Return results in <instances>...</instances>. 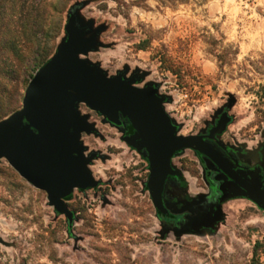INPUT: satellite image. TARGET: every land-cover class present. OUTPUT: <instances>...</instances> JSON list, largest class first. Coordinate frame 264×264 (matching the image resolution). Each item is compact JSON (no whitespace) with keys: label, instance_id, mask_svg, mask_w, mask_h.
<instances>
[{"label":"rangeland","instance_id":"1","mask_svg":"<svg viewBox=\"0 0 264 264\" xmlns=\"http://www.w3.org/2000/svg\"><path fill=\"white\" fill-rule=\"evenodd\" d=\"M80 1H87L80 14L104 25L98 40L108 45L86 57L109 75L124 66L147 72L144 83L168 95L183 133L233 97L230 134L250 145L264 140V0H3L0 120L22 107ZM79 110L99 132L84 135V144L107 155L90 169L113 182L108 202L88 191L69 231L46 193L0 159V264H264V211L244 200L223 204L212 233L161 237L141 157L89 109Z\"/></svg>","mask_w":264,"mask_h":264},{"label":"water","instance_id":"2","mask_svg":"<svg viewBox=\"0 0 264 264\" xmlns=\"http://www.w3.org/2000/svg\"><path fill=\"white\" fill-rule=\"evenodd\" d=\"M86 3L80 1L70 7L64 36L31 79L22 107L0 120V159L45 192L49 205L69 221L72 213L66 202L73 190L96 188L101 183L89 168L98 158L97 152L89 151L82 140V134L97 135L98 130L88 121L89 116L80 112L81 104L111 122L118 113L131 122L136 131L133 138L139 140L150 163L147 186L157 208L162 207L163 183L172 171L175 151L192 149L213 158L199 137L176 135L162 106L167 96L158 95L153 82L137 86L147 72L126 78L128 67L124 66L109 75L99 62L86 57L108 46L98 40L104 25L95 28L93 20L80 14ZM234 102L230 97L224 107L221 131L231 119L227 111ZM255 202L264 211V193L257 194Z\"/></svg>","mask_w":264,"mask_h":264},{"label":"flooded vegetation","instance_id":"3","mask_svg":"<svg viewBox=\"0 0 264 264\" xmlns=\"http://www.w3.org/2000/svg\"><path fill=\"white\" fill-rule=\"evenodd\" d=\"M0 3H3V0H0ZM3 25L4 17L0 11V30ZM140 74L141 71L128 69L124 76L129 78ZM152 82L158 95L168 96L160 90L161 87L157 82ZM145 84L143 80L137 86L144 87ZM169 102V98L166 97L162 106L175 126L176 135L199 137V141L213 158L192 149L175 151L170 162L172 171L166 175L163 183L161 208H157L152 202L147 186L150 163L139 140L133 138L136 131L128 118L122 113H118L116 121L111 122L84 104L81 106L86 107L99 117L103 125L114 129L118 133L119 139L128 144L141 157L140 167H144V179H141L142 189L150 199L160 236L167 237L171 234L176 237L206 235L215 230L223 217L222 206L226 201L244 200L250 205L257 206L256 195L264 193V140L250 145L247 140L236 139L233 134H230V127L234 121V116L230 113L231 109L227 111V115L231 119L225 129L221 131L220 122L223 120L222 114L226 104L215 111L209 119L204 120L196 132L183 133V126L171 116L168 110ZM84 135L87 134H82V137ZM89 151L97 152V159H107V155L98 150ZM97 159L91 163L89 168ZM192 179H195V182L191 184L189 180ZM112 185L113 182L110 180L106 183L101 181L96 188L73 190L70 199L66 202L72 213L71 221L66 218L69 231L78 219L77 209L80 207L81 197L88 191H92L94 196H100L105 204L108 202L106 193ZM55 214L62 215L56 211Z\"/></svg>","mask_w":264,"mask_h":264}]
</instances>
